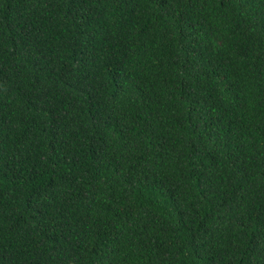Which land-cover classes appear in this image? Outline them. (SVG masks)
Segmentation results:
<instances>
[{
	"label": "trees",
	"instance_id": "1",
	"mask_svg": "<svg viewBox=\"0 0 264 264\" xmlns=\"http://www.w3.org/2000/svg\"><path fill=\"white\" fill-rule=\"evenodd\" d=\"M0 264H264V0H0Z\"/></svg>",
	"mask_w": 264,
	"mask_h": 264
}]
</instances>
